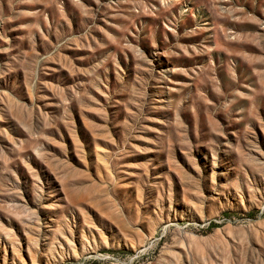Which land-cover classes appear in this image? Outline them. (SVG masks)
Instances as JSON below:
<instances>
[{"label":"rangeland","instance_id":"obj_1","mask_svg":"<svg viewBox=\"0 0 264 264\" xmlns=\"http://www.w3.org/2000/svg\"><path fill=\"white\" fill-rule=\"evenodd\" d=\"M0 264H264V0H0Z\"/></svg>","mask_w":264,"mask_h":264}]
</instances>
